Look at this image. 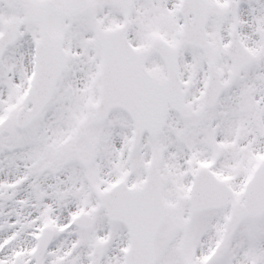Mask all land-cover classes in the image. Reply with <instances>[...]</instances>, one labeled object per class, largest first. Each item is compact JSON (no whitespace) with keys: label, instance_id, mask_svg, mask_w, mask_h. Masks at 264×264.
I'll return each instance as SVG.
<instances>
[{"label":"snow or ice","instance_id":"snow-or-ice-1","mask_svg":"<svg viewBox=\"0 0 264 264\" xmlns=\"http://www.w3.org/2000/svg\"><path fill=\"white\" fill-rule=\"evenodd\" d=\"M0 264H264V0H0Z\"/></svg>","mask_w":264,"mask_h":264}]
</instances>
